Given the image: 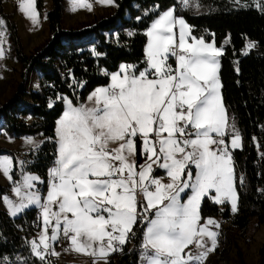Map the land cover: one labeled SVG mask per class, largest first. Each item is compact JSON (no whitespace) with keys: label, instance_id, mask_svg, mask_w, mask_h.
<instances>
[{"label":"snow or ice","instance_id":"snow-or-ice-1","mask_svg":"<svg viewBox=\"0 0 264 264\" xmlns=\"http://www.w3.org/2000/svg\"><path fill=\"white\" fill-rule=\"evenodd\" d=\"M71 2L72 11L92 7L88 0ZM99 2L118 7L116 0ZM178 2L180 11L198 14L201 8L199 0ZM253 3L264 14V3ZM18 9L32 25L40 23L36 0H18ZM176 11L175 4L163 11L155 5L136 16L140 22L159 12L143 30V67L120 62L109 71L97 65L108 83L83 99L76 93L87 81L67 71L72 95L57 94L48 104L61 102L63 111L54 138H46L55 145L46 193L39 187L41 177L26 171L31 160L0 155V173L14 194H3L0 202L12 217L34 206L42 220L38 237L26 241L40 264H52L50 257L60 254L55 245L65 241L64 251L88 255L92 264H110V255L122 252L138 233L139 264H206L218 247L221 224L202 217V200L238 211L234 150L242 148V134L221 94L224 45H216L214 34L208 41L207 30L195 36L194 26ZM124 33L137 34L132 28ZM111 35L119 44L120 34ZM5 39L6 21L0 19V57ZM255 47L248 41L244 54ZM89 51L97 60L107 55L94 44ZM24 142L34 154L45 140L26 136ZM239 180L243 187L244 176ZM10 264L28 259L17 257Z\"/></svg>","mask_w":264,"mask_h":264},{"label":"trees","instance_id":"trees-1","mask_svg":"<svg viewBox=\"0 0 264 264\" xmlns=\"http://www.w3.org/2000/svg\"><path fill=\"white\" fill-rule=\"evenodd\" d=\"M199 3L201 8L197 14L195 9L180 11L178 0H116L118 7L114 6L111 14L102 15L87 26L65 28L62 24L64 0H51L46 13L48 38L43 45L28 53L22 47L15 24L3 14L0 6L21 78L12 97L4 104L0 103V114L7 135L36 136L45 140L38 152L28 154V151L21 157L32 161L26 171L39 175L45 189L48 168L55 159V145L46 138H54L55 121L63 111L61 102H56L52 108L48 104L57 94L72 95L67 71L72 69L75 77L87 81V86L76 93L83 99L94 87L108 83L107 78L98 72L97 65L109 71H115L120 62L137 63L143 67L146 43L143 30L159 12L140 22L136 21V16L155 5L163 11L175 4L177 15H183L194 26L195 36L199 37L207 30L208 41L214 34L216 45H224L219 69L221 94L228 116L235 117L242 134V148L234 150L238 211L233 213L229 205H217L207 197L201 202L203 218L221 219L218 247L209 254L206 264H228L231 261L248 264L238 239L249 241L255 227L264 224V158H261L264 153V14L248 1L241 4L249 5L247 8L227 7L224 0H199ZM36 7L39 13L42 12L43 0H36ZM128 28L135 29L137 34L127 37L124 29ZM116 32L120 34L119 44L111 35ZM248 41H255L256 47L244 55L242 51ZM93 44L99 52L107 55L98 60L94 58L89 51ZM33 73L39 75V88L27 92L22 84ZM26 117L31 118L29 123ZM241 175L244 176L243 187L239 184ZM0 192H4L1 185ZM37 212L32 208L11 217L0 209V264L15 262L17 257L28 259V264H40L31 257L26 243L39 230ZM141 236L142 233H138L136 239L127 242L122 252L110 256V264H139ZM4 257L8 260L5 261ZM257 264H264V244L258 249Z\"/></svg>","mask_w":264,"mask_h":264},{"label":"rangeland","instance_id":"rangeland-1","mask_svg":"<svg viewBox=\"0 0 264 264\" xmlns=\"http://www.w3.org/2000/svg\"><path fill=\"white\" fill-rule=\"evenodd\" d=\"M224 1L226 2L227 7L235 5L233 3V0ZM245 1H248L255 5V3H253V0H240V4ZM88 2L92 5L90 10L87 8H81L76 11H72L71 0H64L62 24L65 28H78L87 26L91 24L96 18L102 15H109L113 12L114 6L112 5H102L99 0H88ZM259 2L264 3V0H259ZM0 6L3 14H5L8 19L15 24L22 47L25 52L28 53L35 47L41 46L45 43L48 38V27L46 19L44 17L47 11L50 9L51 0H43V10L42 12H40V23L35 26L32 25L31 22L27 18H25L19 11L18 0H0ZM255 9L257 10L258 8L255 6ZM0 19H4L6 21V19L1 15V13ZM2 47L4 48L5 54L4 56L0 57V103L4 104L12 97L16 88L18 87L19 82H21V78L19 75L20 66L15 59L13 46L9 38L7 24L6 39ZM244 52L245 49L242 51V53L244 54ZM38 81L39 75L37 73H33L29 76V79L27 81L23 82L22 85L27 92L36 91L39 88ZM25 120L29 123L31 121V118L26 117ZM24 137L26 136L12 137L7 135L4 129L3 117L0 114V155H11L13 157L21 159V157L29 151L30 147L25 144ZM32 137H34L36 140H40L36 136ZM18 172L19 168H16L14 172V179H19V176L15 174ZM0 185L3 187L4 190L3 193L0 192V196H2L3 194H7L9 197L14 198V194L11 192L10 182L3 176L2 173H0ZM42 186V184L39 185L41 191L43 192L44 189ZM32 208L35 207L33 206L28 209ZM0 209L8 214V211L2 202H0ZM20 214H18L17 216H19ZM39 233L37 232L35 236L38 237ZM263 244L264 224L255 227V229L251 232L249 241L243 240L241 238L238 239V245L240 246L244 258L248 264H257V252L259 247ZM231 256L234 257V252H232ZM50 260L52 261V264H59L55 263L52 257H50ZM228 264L235 263L231 261Z\"/></svg>","mask_w":264,"mask_h":264},{"label":"crops","instance_id":"crops-1","mask_svg":"<svg viewBox=\"0 0 264 264\" xmlns=\"http://www.w3.org/2000/svg\"><path fill=\"white\" fill-rule=\"evenodd\" d=\"M177 15V13H176ZM211 41V40H210ZM190 42V41H189ZM174 64V61H173ZM139 162H143L142 158L140 159ZM157 176H163L164 173L163 171H157L156 172ZM47 192V184H46V188L43 190V193ZM214 194V192L212 193ZM186 199V197H185ZM38 217H39V213H38ZM207 218V217H206ZM214 219H216L220 224H221V219L218 217H212ZM41 230V219L39 218V230L38 233ZM36 238V236H35ZM69 247L67 242H64L63 245L61 244H56L55 245V249L58 253H60L58 256H53L52 258L54 259L55 263H59V264H92V258L88 255L82 254V253H76L74 251H72L71 249H69L68 251H64L63 249ZM193 251H195V249H192ZM113 254H111L110 256H112ZM102 264V262H101Z\"/></svg>","mask_w":264,"mask_h":264},{"label":"built area","instance_id":"built-area-1","mask_svg":"<svg viewBox=\"0 0 264 264\" xmlns=\"http://www.w3.org/2000/svg\"><path fill=\"white\" fill-rule=\"evenodd\" d=\"M51 166H52V164H51ZM51 166H50V167H51ZM239 184H240V181H239ZM37 217H38V212H37L36 218H37ZM65 242H66V241H65Z\"/></svg>","mask_w":264,"mask_h":264}]
</instances>
